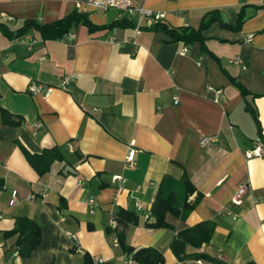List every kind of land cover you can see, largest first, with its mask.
<instances>
[{
  "label": "crops",
  "instance_id": "obj_1",
  "mask_svg": "<svg viewBox=\"0 0 264 264\" xmlns=\"http://www.w3.org/2000/svg\"><path fill=\"white\" fill-rule=\"evenodd\" d=\"M133 6L163 14L169 29L200 31L199 40L183 55L181 41L150 28L154 20L144 19L138 34V15L93 9L78 11L93 28L79 24L62 40H46L37 29L19 32L27 22L46 25L72 14L71 1L0 0V264H84L86 254L128 264L108 234L120 211L139 216L125 229V245L155 249L165 264H215L196 258L201 254L224 264H264V157L245 156L260 138L253 112L264 136V0ZM123 18L134 26L112 27ZM66 76L72 81L63 90ZM34 82L54 90L33 95ZM212 135L220 142L201 147ZM54 148L63 160L40 176L24 151ZM132 149L134 168L127 162ZM186 178L195 188L190 209L182 208ZM166 179L180 213L166 215L170 228H149ZM243 186L244 201L234 207ZM20 219L41 227V244L28 258L5 235ZM202 222L214 224L210 243L188 246L189 259L180 261L172 242Z\"/></svg>",
  "mask_w": 264,
  "mask_h": 264
},
{
  "label": "trees",
  "instance_id": "obj_2",
  "mask_svg": "<svg viewBox=\"0 0 264 264\" xmlns=\"http://www.w3.org/2000/svg\"><path fill=\"white\" fill-rule=\"evenodd\" d=\"M212 23V19L205 22L202 26L206 28L209 24ZM240 23V22H239ZM237 25V28L239 26ZM79 24H85L89 28H93L90 22L87 19V16L79 13L75 10L72 14L66 16L65 18L58 20L50 24H39L36 22H27L24 28L19 32L22 34L24 31L33 28L37 29L42 33V36L46 40H62L65 35L70 33L75 29ZM122 26V27H132L134 26L133 22L128 18H123L120 21H117L112 24V27ZM154 30H162L167 34L171 35L175 41H181L185 47L191 44L195 40H199L200 31L196 32L191 29H181V30H172L169 29L163 20H155L154 24L150 27ZM241 89L242 94L245 96V90L236 83ZM9 114L4 115V119H8ZM254 120L257 124L258 131L260 134L259 140L264 145V136L262 134L260 121L258 114L253 112ZM26 158L30 165L36 170L40 176L47 174L52 165L56 161H62L63 156L61 152L54 148L49 150H44L41 154H31L27 151H24ZM170 181L168 179L164 180L162 187L157 194L156 200L153 204L151 215L155 218V222L152 224H147L149 228H170L166 223V215L168 213L179 214L180 207L177 205V196L176 190L173 188L167 187L166 183ZM170 183H172L170 181ZM185 187L184 198L185 204L182 206L184 209H190L187 203V198L190 194H193L195 188L189 179H185L183 182ZM3 190V187L0 184V192ZM150 214L148 213L147 215ZM146 215V216H147ZM117 222L118 228L113 229L110 224L108 225V234H114L117 237L118 243L123 247L125 253L128 257L137 264H165L163 255L155 249L152 248H141L134 249L125 245V229L128 225L138 224L139 216L132 212L120 211L117 215H114ZM214 233V224L212 222H202L198 225L188 228L180 233H178L172 242L171 249L180 261H185L189 259V256L186 254V248L192 246L197 249H201L205 244L210 243ZM8 238H15L14 245L17 248L18 254L22 258H28L31 254L39 247L42 241L41 237V227L30 219H20L17 221L16 227L13 231L5 233ZM196 258L199 260L213 262L215 264H224L214 258H211L207 255L201 254ZM84 264H98L95 263V260L89 256L85 255ZM253 264V263H249Z\"/></svg>",
  "mask_w": 264,
  "mask_h": 264
},
{
  "label": "built area",
  "instance_id": "obj_3",
  "mask_svg": "<svg viewBox=\"0 0 264 264\" xmlns=\"http://www.w3.org/2000/svg\"><path fill=\"white\" fill-rule=\"evenodd\" d=\"M66 1H71L74 4L75 10L79 12L86 13L88 10L93 9L97 11H102V12H107L109 10H116L122 13H125L129 16H134L138 15V22L136 26L137 33L140 34L143 28V20L146 18L152 19V20H161L164 18L163 14H155L149 11H146L144 9H135L133 6V0H66ZM1 17H4V15H1ZM69 38H73L72 34L68 35ZM252 39V36L250 37V40ZM188 52V48L185 47L183 49L182 54L185 55ZM235 64H241L242 62L240 60L234 61ZM72 77L66 76L63 79V82L61 84V88L63 90H66L68 85L71 83ZM54 88L52 87H45L42 84H38L36 82L32 83L29 86V92L33 95L37 94H43L45 97H49L51 93L53 92ZM217 94H220L221 91H216ZM176 103H178V100H176ZM37 127H41L40 124L37 125ZM220 142V139L216 135L212 136H206L203 137L200 140V145L203 148H209L213 145H216ZM135 156H136V150L132 149L130 150L128 157H127V162L131 168H134L135 166ZM246 159L251 160L254 158H263L264 157V145L261 143L260 140H258L255 144V147L252 150H249L245 154ZM114 180H120L123 181V178L119 176H115ZM246 193V186L241 187L234 198L232 199L231 204L234 207H239L242 205L244 201V196ZM16 201V194H13V200L11 201V204L13 205ZM91 203H94V200L91 201ZM227 215H230L233 219L237 218V215L235 214L234 211H227ZM149 217V215H147ZM110 226L113 229L118 228V222L115 218L114 215H112V218L109 222ZM74 239H76V236H72ZM115 242L118 243L117 238L115 239ZM119 244V243H118ZM95 263L98 264H103V261L100 259H95ZM133 261L129 259L128 264H132Z\"/></svg>",
  "mask_w": 264,
  "mask_h": 264
}]
</instances>
